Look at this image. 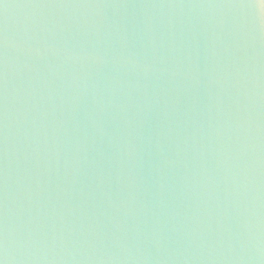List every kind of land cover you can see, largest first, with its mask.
<instances>
[{"label":"water","instance_id":"water-1","mask_svg":"<svg viewBox=\"0 0 264 264\" xmlns=\"http://www.w3.org/2000/svg\"><path fill=\"white\" fill-rule=\"evenodd\" d=\"M0 264H264L260 0H0Z\"/></svg>","mask_w":264,"mask_h":264},{"label":"clouds","instance_id":"clouds-1","mask_svg":"<svg viewBox=\"0 0 264 264\" xmlns=\"http://www.w3.org/2000/svg\"><path fill=\"white\" fill-rule=\"evenodd\" d=\"M261 6H264V0H260Z\"/></svg>","mask_w":264,"mask_h":264}]
</instances>
